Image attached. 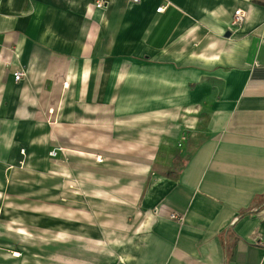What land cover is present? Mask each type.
Listing matches in <instances>:
<instances>
[{
  "label": "crops",
  "instance_id": "0c3cea01",
  "mask_svg": "<svg viewBox=\"0 0 264 264\" xmlns=\"http://www.w3.org/2000/svg\"><path fill=\"white\" fill-rule=\"evenodd\" d=\"M96 1L0 0V264H264V0Z\"/></svg>",
  "mask_w": 264,
  "mask_h": 264
},
{
  "label": "built area",
  "instance_id": "2783aa9c",
  "mask_svg": "<svg viewBox=\"0 0 264 264\" xmlns=\"http://www.w3.org/2000/svg\"><path fill=\"white\" fill-rule=\"evenodd\" d=\"M133 1H134V2H139L140 0H133ZM107 4H108V0H97V1L95 2V6H96L97 8H103V7H106ZM164 10H165V6H164V5H161V6L158 7V9H157L158 12H161V11H164ZM246 16H247V13H246L243 9L239 8V9L235 10L234 15H233V19H232V26H233L234 28H239V27L242 25V23L245 21ZM25 75H26V72H25L24 69H18V70H16V71L14 72V79H15V81L19 82V81H21L22 79H24ZM186 138H187V135H186V134H183L182 137H181V140H180V142H179V146L182 145V143L186 140ZM60 150L62 151L63 148H56V149H53V150L50 152V154H51L52 156H57V155H58V152H59ZM68 186H69L70 188H73V187L75 186V184H74L73 182H70V183H68ZM170 217H171L172 219H177V220H179V221H182V220H183V216H179V214H177V213H175V212L172 213V214L170 215Z\"/></svg>",
  "mask_w": 264,
  "mask_h": 264
},
{
  "label": "trees",
  "instance_id": "16d2710c",
  "mask_svg": "<svg viewBox=\"0 0 264 264\" xmlns=\"http://www.w3.org/2000/svg\"><path fill=\"white\" fill-rule=\"evenodd\" d=\"M246 213H249L248 211H246V212H243V214H246Z\"/></svg>",
  "mask_w": 264,
  "mask_h": 264
},
{
  "label": "water",
  "instance_id": "95a60500",
  "mask_svg": "<svg viewBox=\"0 0 264 264\" xmlns=\"http://www.w3.org/2000/svg\"><path fill=\"white\" fill-rule=\"evenodd\" d=\"M227 35H230V32H228Z\"/></svg>",
  "mask_w": 264,
  "mask_h": 264
}]
</instances>
